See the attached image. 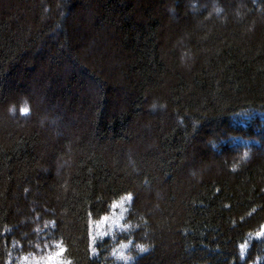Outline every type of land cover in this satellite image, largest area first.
<instances>
[{"label":"trees","instance_id":"obj_1","mask_svg":"<svg viewBox=\"0 0 264 264\" xmlns=\"http://www.w3.org/2000/svg\"><path fill=\"white\" fill-rule=\"evenodd\" d=\"M263 133L264 0H0V264H264Z\"/></svg>","mask_w":264,"mask_h":264},{"label":"rangeland","instance_id":"obj_2","mask_svg":"<svg viewBox=\"0 0 264 264\" xmlns=\"http://www.w3.org/2000/svg\"><path fill=\"white\" fill-rule=\"evenodd\" d=\"M264 136V133H263ZM132 201V197L128 196L123 200L115 203L110 213L105 217L108 218L107 222H105V218L94 225V239H104L111 238L116 235L122 234L128 230V226L126 224V215L128 211V207L130 206ZM56 251H58L57 246ZM132 246L129 243H119L115 248V258L121 260L126 258L129 252H131ZM54 253H49L44 256H22V257H10L8 264H45L50 255H54ZM61 261V258L59 257Z\"/></svg>","mask_w":264,"mask_h":264},{"label":"snow or ice","instance_id":"obj_3","mask_svg":"<svg viewBox=\"0 0 264 264\" xmlns=\"http://www.w3.org/2000/svg\"><path fill=\"white\" fill-rule=\"evenodd\" d=\"M108 218H105V222H107ZM259 238H264V229L258 234ZM58 251L54 255H50L45 264H63L62 261L59 260V257L63 255L64 249L60 244H57ZM143 250V249H142Z\"/></svg>","mask_w":264,"mask_h":264}]
</instances>
